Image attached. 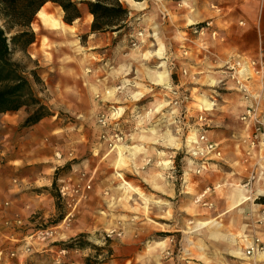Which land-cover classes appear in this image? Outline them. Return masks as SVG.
Listing matches in <instances>:
<instances>
[{
  "label": "rangeland",
  "instance_id": "1",
  "mask_svg": "<svg viewBox=\"0 0 264 264\" xmlns=\"http://www.w3.org/2000/svg\"><path fill=\"white\" fill-rule=\"evenodd\" d=\"M119 1L126 28L96 33L84 5L62 30L63 11L46 3L34 42L12 55L49 112L31 128L53 156L50 184L36 178L25 212L1 222L0 264H254L252 220L236 209L264 202V73L250 66L264 58V0ZM249 107L256 122L241 119ZM34 109H19L23 121ZM200 135L216 149L193 154ZM63 185L78 194L62 200ZM42 226L53 237L29 241ZM79 235L91 246L60 252Z\"/></svg>",
  "mask_w": 264,
  "mask_h": 264
},
{
  "label": "trees",
  "instance_id": "2",
  "mask_svg": "<svg viewBox=\"0 0 264 264\" xmlns=\"http://www.w3.org/2000/svg\"><path fill=\"white\" fill-rule=\"evenodd\" d=\"M48 2L61 8L66 24L81 17L80 6L84 5L87 13L92 15L89 26L91 33L119 31L128 24L129 10L119 0H0V113L16 112L22 107L34 106L35 109L22 122V127L36 124L49 115V112L34 96L23 66L14 61L12 55L17 50L25 52L34 42L31 24ZM82 237L83 235H79L72 239L62 249L91 246L89 243L84 244Z\"/></svg>",
  "mask_w": 264,
  "mask_h": 264
},
{
  "label": "crops",
  "instance_id": "3",
  "mask_svg": "<svg viewBox=\"0 0 264 264\" xmlns=\"http://www.w3.org/2000/svg\"><path fill=\"white\" fill-rule=\"evenodd\" d=\"M127 1L130 4H135V1L133 0L132 2L130 0ZM39 12L36 16H38ZM86 17L87 21L92 19V15L89 13H87ZM48 35L50 36L51 34ZM158 80H160L161 83H164L159 76ZM22 121L23 114L21 113V110L0 113V204L8 199L14 200L8 210L4 209L0 213V239L5 238L6 241L9 240L6 239V233L1 227V222L8 214H12L11 217H13L18 216L20 210L25 212V210H23V205L25 204L26 199H28V191L25 190L28 187L27 185L35 181L36 178L39 181L42 177L45 181L43 184L44 187H47L50 184V178L46 177L44 174L42 175V173L48 169L51 170L49 159L53 154L47 147L43 148L41 144L42 138L40 130L37 128H31L33 126L22 127ZM56 125V123H48V132L55 130L57 127ZM55 154L56 152H54V155ZM3 155L4 159H2ZM16 192L20 193L17 194ZM248 198L249 197L242 194L238 198L237 204H243ZM209 199L210 202H212V198L210 197ZM14 202L15 204H13ZM255 206L257 207H252L248 204L239 206L236 209V213L245 219L250 218L252 220L253 227L250 229V237L252 240L254 237L259 236L264 239V227L256 230L257 225L253 224L256 218V221L261 223V215L254 211H257L258 207H264V202H258ZM35 207L37 208L38 205L36 204ZM206 223L207 222H204L202 224ZM155 257L156 256H152L149 259L154 261V259H156ZM250 257L253 259L252 261L254 264H256L254 261V254L250 255ZM261 261L260 264H264V258H262Z\"/></svg>",
  "mask_w": 264,
  "mask_h": 264
},
{
  "label": "built area",
  "instance_id": "4",
  "mask_svg": "<svg viewBox=\"0 0 264 264\" xmlns=\"http://www.w3.org/2000/svg\"><path fill=\"white\" fill-rule=\"evenodd\" d=\"M264 33V32H262ZM262 54H264V51H262ZM250 66L254 67V74L255 75H258L260 76L262 73H264V58H262V56L260 58L257 59V61L255 60H252L250 62ZM235 83L237 85V89L239 91H242V92H248V89H247V84L243 82V80L239 79V78H236L235 80ZM169 89V88H168ZM170 91H171V94L173 95V97L175 99H179L178 98V94H177V91L173 90L172 88H170ZM247 118H252L255 122L257 121L256 120V117H255V114H254V111L251 107L247 108V110L242 114L241 116V119L242 120H246ZM200 119H202V117L200 116ZM97 122L101 125H105L106 123V118L103 114H100L98 115V118H97ZM258 123V122H257ZM256 131H259L260 130V127L258 126L256 129ZM255 138H256V135H255ZM121 137L119 139H117V136H116V140H120ZM199 142L201 144L204 145V147H196L194 149L195 152H193V154H196V153H200L201 151H205V152H211L213 150L216 149V145L214 143H211V142H208L207 140H205V136L203 135H200L198 140L195 142L196 144H199ZM255 173H252L249 177V180H252L255 178ZM248 182L245 183L244 186H247ZM58 193H59V197L64 200L68 197H70V195L72 193H75V194H78V192H70L68 191L67 189V186H61L59 187L58 189ZM7 206V202H3L0 204V211L5 207ZM260 214L262 217H264V208H261L260 209ZM73 216V214L70 213V215L68 214L67 215V219L70 220V218ZM262 220H264V218H262ZM16 224L20 223V220H16L15 221ZM54 235V227L53 226H42V227H39V228H36L34 231H32V233L29 235V241H35V242H45V241H48L50 240ZM29 243L30 242H26L24 243V247H25V250L28 251V246H29ZM261 250H264V242H261L260 239L258 237H254L251 244L248 246V248L246 249L245 251V254L246 255H253ZM61 253H64L65 250L64 249H61L60 251ZM10 257H13L15 254H14V251H11L9 253ZM13 264V263H11Z\"/></svg>",
  "mask_w": 264,
  "mask_h": 264
},
{
  "label": "bare ground",
  "instance_id": "5",
  "mask_svg": "<svg viewBox=\"0 0 264 264\" xmlns=\"http://www.w3.org/2000/svg\"><path fill=\"white\" fill-rule=\"evenodd\" d=\"M89 21V20H88ZM1 22V21H0ZM60 26L62 27L61 29L62 30H65L66 29V27H68L69 25H66L62 20H60ZM69 27H71V26H69ZM159 78L163 81V79H165V76H163V75H159ZM160 81V80H159Z\"/></svg>",
  "mask_w": 264,
  "mask_h": 264
}]
</instances>
